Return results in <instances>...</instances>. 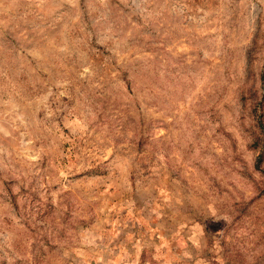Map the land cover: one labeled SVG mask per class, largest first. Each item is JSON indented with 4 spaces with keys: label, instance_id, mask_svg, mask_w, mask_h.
<instances>
[{
    "label": "rangeland",
    "instance_id": "obj_1",
    "mask_svg": "<svg viewBox=\"0 0 264 264\" xmlns=\"http://www.w3.org/2000/svg\"><path fill=\"white\" fill-rule=\"evenodd\" d=\"M0 264H264V0H0Z\"/></svg>",
    "mask_w": 264,
    "mask_h": 264
}]
</instances>
